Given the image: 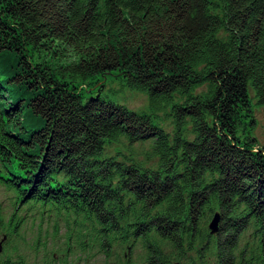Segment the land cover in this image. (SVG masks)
Wrapping results in <instances>:
<instances>
[{
    "label": "trees",
    "instance_id": "obj_1",
    "mask_svg": "<svg viewBox=\"0 0 264 264\" xmlns=\"http://www.w3.org/2000/svg\"><path fill=\"white\" fill-rule=\"evenodd\" d=\"M254 99L264 0H0V264H264Z\"/></svg>",
    "mask_w": 264,
    "mask_h": 264
},
{
    "label": "rangeland",
    "instance_id": "obj_2",
    "mask_svg": "<svg viewBox=\"0 0 264 264\" xmlns=\"http://www.w3.org/2000/svg\"><path fill=\"white\" fill-rule=\"evenodd\" d=\"M100 94L106 99L122 103L130 109L138 112L149 110L148 96L143 92L130 89L117 77H111V79L105 83ZM253 107L258 123L253 128L252 135L264 146V111L263 108L257 104L255 99L253 100ZM156 122L164 127L168 126L166 120L163 118L156 117ZM11 197L12 194L6 191V189L0 184V210H2L7 216L11 215L13 211L14 199ZM28 227L30 228V223H28ZM20 248L25 250L26 246L22 245Z\"/></svg>",
    "mask_w": 264,
    "mask_h": 264
},
{
    "label": "water",
    "instance_id": "obj_3",
    "mask_svg": "<svg viewBox=\"0 0 264 264\" xmlns=\"http://www.w3.org/2000/svg\"><path fill=\"white\" fill-rule=\"evenodd\" d=\"M219 221H220V214L219 212H215L209 224L212 233H216L218 231Z\"/></svg>",
    "mask_w": 264,
    "mask_h": 264
}]
</instances>
